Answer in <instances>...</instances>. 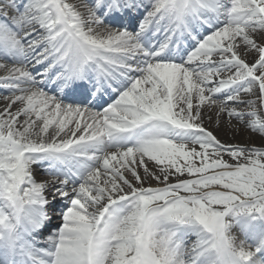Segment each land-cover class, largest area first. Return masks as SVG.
<instances>
[{"label": "snow or ice", "instance_id": "snow-or-ice-1", "mask_svg": "<svg viewBox=\"0 0 264 264\" xmlns=\"http://www.w3.org/2000/svg\"><path fill=\"white\" fill-rule=\"evenodd\" d=\"M85 7L86 16L67 0H0V57L45 65L36 75L13 67L0 78L13 93L0 111V264H264V150L224 146L193 122L199 106L219 103L264 135L256 101L241 100L258 88L264 110V43L254 38L264 30V0ZM141 9L129 31L126 13ZM149 32L164 40L153 43ZM180 40H191V50ZM241 45L257 53L254 63L241 58ZM45 79L56 95L39 86ZM17 102L23 106L12 112ZM34 164L64 177L52 200L67 205L46 248L35 237L52 219L50 202ZM185 173L194 178L179 179ZM149 179L164 186H135ZM236 225L249 248L231 235Z\"/></svg>", "mask_w": 264, "mask_h": 264}, {"label": "bare ground", "instance_id": "bare-ground-1", "mask_svg": "<svg viewBox=\"0 0 264 264\" xmlns=\"http://www.w3.org/2000/svg\"><path fill=\"white\" fill-rule=\"evenodd\" d=\"M67 2L73 4L76 7V9L79 12H81L82 14L84 12L83 8L87 9V7H85V5L84 6L79 5V3L76 0H67ZM11 16L12 15L9 16V20H10ZM98 31L103 32V29H98ZM254 38L257 40V43H264V30H258L254 34ZM238 52H239L241 58L244 59L249 64L254 63L255 60L257 59V53L254 50H249L246 52L243 45H241L238 48ZM213 58L218 59L219 57L214 56ZM0 64L4 65V67L0 68V78H3V77H7L9 75V72L13 67H24V68H26L27 67L26 65L29 63L26 62L25 64L21 65V64H18V63L14 62L8 58L5 59L3 57H0ZM233 71H234V69H233ZM31 73H33V75H35V72H31ZM228 73L229 72L226 71L223 73V75H228ZM0 85H4V84L2 82H0ZM7 91L8 90L3 91L5 94L0 93V111H3L4 107L9 103V99H5V98L6 97L11 98V96L13 95V93H10ZM19 94L20 93H18V92L15 93V95H19ZM205 95H208L207 88L205 90ZM197 105H198V98L196 97V94L194 92L193 93V114H195V112L197 110ZM22 106L23 105L21 103L17 102V103L12 105L11 111L15 112L18 108H21ZM199 111H200V119L195 120L193 122L200 124L204 129H206L209 132H212L213 135L217 138V140H219L220 143L224 146H231L233 148H235V147H247L250 143L257 145V146H261L262 141H264V135H262L258 132H253L251 129H249L245 126V123L243 125L248 130H242L239 128L238 125L233 124L232 123L233 121L229 120V118L227 117V115H226L227 112L226 111H223V112L220 111V104L219 103H217L216 105H211V104L206 103L205 105L199 106ZM19 119L21 121H23L25 119V117L21 116ZM17 126L19 127V125H17ZM45 139H47V137H45ZM223 159L227 160L229 163H234V161L229 157V155L227 153H225L223 155ZM34 165H36V164H34ZM34 165H32V171H33L34 179L38 183L45 181L47 187L44 191V195L47 199L52 198L53 187L58 186L59 181L61 179L59 177L51 179L48 177H43L39 174V173H41V171L43 173L44 172L54 173V171L51 169H49L48 171H45V169H48L47 164L36 165L37 169L36 168L34 169V167H33ZM148 167L153 172H156L157 174H159L158 167L155 165L154 162H149ZM34 170H37V171H34ZM138 171L142 177L145 176L143 168L138 169ZM186 175L187 174L185 173V175L179 177V179L194 178V177H189L188 175L187 176ZM129 179H131V178H129ZM175 182H176V178L170 177L168 183H175ZM50 183L52 184V186H48V184H50ZM133 183L135 184V182H133ZM147 183L149 184L147 187L155 188V187H163L164 186V184L159 183L155 179L146 180V182L144 184H147ZM136 185H140V184H136ZM51 187H52V190H51ZM69 187H71V185H69ZM125 191H127V189H125ZM61 201L63 202V199H61L59 195L56 196L55 201H53L52 199L50 200L49 206L46 209V211L48 212V215L51 216L52 218L54 216L57 219L58 218L61 219V216L59 215V214H61V211H60V213L54 211V208H56V205L61 203ZM64 202L67 203V201H64ZM52 221H54V222H52ZM55 221L56 220L51 219V221L49 222L50 224H48V227L41 232L42 238H46L48 236V234L51 230L49 225H51V223L52 224L55 223ZM233 229H240V227L238 225H236L233 227ZM193 239H195V237H189V240L191 242Z\"/></svg>", "mask_w": 264, "mask_h": 264}, {"label": "rangeland", "instance_id": "rangeland-1", "mask_svg": "<svg viewBox=\"0 0 264 264\" xmlns=\"http://www.w3.org/2000/svg\"><path fill=\"white\" fill-rule=\"evenodd\" d=\"M11 13H13V12H11ZM9 14H10V12H9ZM214 59V58H213ZM219 59V58H218ZM218 59H214V60H218ZM228 75H231V72H229L228 73ZM228 75H223L222 74V76H223V78H226ZM195 78V77H194ZM216 79H218V77H213V80H216ZM211 85H209V87H210ZM0 93L1 94H5L3 91H6L7 89H6V87L4 86V85H0ZM7 92H9V91H7ZM259 96V91H258V88H254L253 89V92L251 93V94H247V93H241V100H243V101H249V100H252V101H256V110L258 111V112H260V114L262 115V116H264V110H262V109H260V102H259V100L257 99V97ZM215 99H217V101L219 102V101H223V100H225V96L223 95V94H219V95H216L215 97H214ZM227 107H228V109H236L237 111H243V112H247V111H250L251 109H249V107H248V105L247 104H237V103H234V102H229L228 104H227ZM226 115H227V113H226ZM227 117L229 118V120H232L233 122V124H236V125H238L239 126V128L240 129H242V130H248L243 124H244V122H242V121H240V120H238L236 117H229L228 115H227ZM247 119H250L249 117H245V120H247ZM253 147H255V148H260V149H262V150H264V141H262V144H261V146H257V145H254V144H252V143H250L246 148H253ZM198 148V147H197ZM227 161V160H226ZM197 162V164L199 163V161L197 160L196 161ZM231 164V163H230ZM34 167V169L36 168L37 169V167H36V165H34L33 166ZM34 171H37V170H34ZM41 176H43V177H48V178H58V176L59 175H56V174H54V173H49V172H42L41 171V173H39ZM187 176V175H186ZM47 178V179H48ZM129 178H131L130 176H129ZM62 179H64V177L62 176ZM61 179V180H62ZM54 180V179H53ZM54 182V181H53ZM133 182H135V181H133ZM43 183H45V181H43ZM149 184L147 183V184H144L143 185V187H147ZM48 186H52V184L50 183V184H48ZM136 187H141L142 185H135ZM51 190H52V187H51ZM52 193V192H51ZM235 231L233 230V232L231 231V234L233 233V236H235V235H237V234H235L234 233ZM236 238V243L237 244H239V241H238V239H239V237H235ZM240 240V239H239ZM249 242H252V240H249L248 238H247V241H246V244H249ZM249 246V245H248Z\"/></svg>", "mask_w": 264, "mask_h": 264}]
</instances>
